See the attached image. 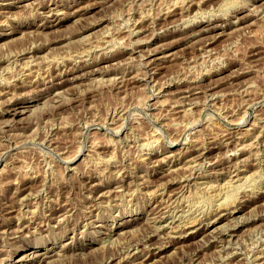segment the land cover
<instances>
[{"label":"rangeland","instance_id":"obj_1","mask_svg":"<svg viewBox=\"0 0 264 264\" xmlns=\"http://www.w3.org/2000/svg\"><path fill=\"white\" fill-rule=\"evenodd\" d=\"M0 96V264H264V0H0Z\"/></svg>","mask_w":264,"mask_h":264},{"label":"bare ground","instance_id":"obj_2","mask_svg":"<svg viewBox=\"0 0 264 264\" xmlns=\"http://www.w3.org/2000/svg\"><path fill=\"white\" fill-rule=\"evenodd\" d=\"M7 2V1H6ZM19 2V1H18ZM198 2V1H197ZM230 1H228V3H229ZM11 4V3H10ZM235 4V3H234ZM12 5V4H11ZM174 6V5H173ZM194 6V5H193ZM240 6V5H239ZM198 7V6H197ZM171 8V7H170ZM218 9V8H217ZM227 9V8H226ZM164 10H166V9H164ZM198 10V9H197ZM196 11V10H195ZM207 11V10H206ZM222 11V10H221ZM232 11V10H231ZM53 12V11H52ZM229 12V11H228ZM257 12V11H256ZM259 12V11H258ZM263 12V11H262ZM190 13V12H189ZM203 15V14H202ZM215 15V14H214ZM213 15V16H214ZM259 15H261V14H259ZM57 16V15H56ZM235 16V15H234ZM224 17H225V15H224ZM210 18V17H209ZM213 18V17H212ZM216 18V17H215ZM206 19V18H205ZM58 20V19H57ZM236 21V20H235ZM58 22L60 23L61 22V19H59L58 20ZM58 22H55L56 24L58 23ZM52 25L54 24L53 22L51 23ZM151 24V23H150ZM236 24V23H235ZM42 25H43V23H42ZM60 25V24H59ZM181 25H183V24H181ZM36 26V25H35ZM234 26V25H233ZM37 27V26H36ZM137 27V26H136ZM41 28V27H40ZM205 28V27H204ZM140 29V28H139ZM37 30H38V28H37ZM40 31H41V29H39ZM38 30V31H39ZM230 30V29H229ZM39 31V32H40ZM138 31V30H137ZM199 33V32H198ZM189 39H190V37H189ZM196 39V38H195ZM198 42V41H197ZM199 46V45H198ZM136 49V48H135ZM31 51V50H30ZM113 51V50H112ZM18 52V51H17ZM16 52V53H17ZM24 52V51H23ZM115 52V51H114ZM147 53V52H146ZM162 53V52H161ZM31 54V53H30ZM71 54H73V53H71ZM70 55V54H69ZM79 55V54H78ZM103 55V54H102ZM115 55V54H114ZM141 55V54H140ZM157 55H159V54H157ZM28 56V55H27ZM72 56V55H71ZM70 56V57H71ZM86 56V55H85ZM154 56V55H153ZM110 57V56H109ZM161 57V56H160ZM81 58V57H80ZM154 60V59H153ZM30 61V60H29ZM161 61V60H160ZM83 63V62H82ZM147 63V62H146ZM61 64V63H60ZM77 64V63H76ZM31 65V64H30ZM64 65V64H63ZM164 65V64H163ZM22 66V65H21ZM24 66V65H23ZM27 66H29V65H27ZM143 66V65H142ZM27 69V68H26ZM31 69V68H30ZM36 70V69H35ZM38 70V69H37ZM30 71V70H29ZM62 72V71H61ZM64 73V72H63ZM21 74V73H20ZM25 74V73H24ZM29 75V74H28ZM27 75V76H28ZM37 75V74H36ZM19 76V75H18ZM140 76V75H139ZM144 77V76H143ZM27 78V77H26ZM36 79V78H35ZM151 80V79H150ZM51 81V80H50ZM121 82V81H120ZM59 83V82H58ZM36 84V83H35ZM61 84V83H60ZM60 84H59V86H60ZM148 84V83H147ZM190 84V83H189ZM23 85V84H22ZM193 85V84H192ZM196 85H197V83H196ZM58 86V85H57ZM34 89V88H33ZM185 89V88H184ZM4 90V89H3ZM8 90V89H7ZM30 91V90H29ZM43 91V90H42ZM58 90H56L55 89V92H57ZM60 91V90H59ZM58 91V92H59ZM186 91H187V89H186ZM213 91V90H212ZM245 91V90H244ZM16 92V91H15ZM54 92V93H55ZM185 92V91H184ZM53 93V94H54ZM186 93V92H185ZM213 93V92H212ZM217 93V92H216ZM18 94V93H17ZM43 94V93H42ZM52 94V95H53ZM56 94V93H55ZM54 94V95H55ZM61 94V93H60ZM63 94V93H62ZM51 95V96H52ZM206 95V94H205ZM59 96V95H58ZM219 96V95H218ZM1 97V96H0ZM67 97V96H66ZM68 97H69V95H68ZM67 97V98H68ZM214 97V96H213ZM246 97V96H245ZM62 98H64V97H62ZM208 98V97H207ZM216 98V97H215ZM11 99V98H10ZM46 99V98H45ZM54 99H55V97H54ZM61 99V98H60ZM65 99V98H64ZM74 99V98H73ZM182 99V98H181ZM187 99V98H186ZM9 100V99H8ZM14 100V99H13ZM56 100V99H55ZM55 100H53V101H55ZM1 101V100H0ZM38 101V100H37ZM46 101V100H45ZM49 101V100H48ZM213 101V100H212ZM4 102H6V100L4 101ZM16 102V101H15ZM35 102V101H34ZM47 102V101H46ZM58 102V101H57ZM193 102V101H192ZM38 103V102H37ZM47 104H51L52 105V103H47ZM64 104V103H63ZM194 104H195V102H194ZM8 106V105H7ZM6 106V108H8L6 111H5V114H8V115H11V116H15V115H17V114H21V113H23L24 111H26V110H30L29 109V105H25V104H23V103H16V104H14V105H10V106H8L7 107ZM249 106V105H248ZM4 107V106H3ZM59 107V106H58ZM2 108V107H1ZM0 108V109H1ZM42 110V109H41ZM31 111V110H30ZM194 111H195V109H194ZM191 112V111H190ZM179 113V112H178ZM182 114H184V113H182ZM187 115V114H186ZM192 115V114H191ZM191 115H189V116H191ZM193 116V115H192ZM2 117V116H1ZM181 117V116H180ZM198 117V116H197ZM184 118V117H183ZM185 120V119H184ZM183 121V120H182ZM188 122V121H187ZM255 122V121H254ZM9 123V122H8ZM3 124V123H2ZM177 124V123H176ZM187 124V123H186ZM256 124V123H255ZM156 126V125H155ZM249 126V125H248ZM256 126V125H255ZM162 127V126H161ZM250 127V126H249ZM254 127V126H253ZM259 127V126H258ZM261 127V126H260ZM1 128V127H0ZM156 129V128H155ZM159 130V129H158ZM263 130V129H262ZM13 131V130H12ZM230 131V130H229ZM4 132V131H3ZM228 132V131H227ZM260 132V131H259ZM161 133V132H160ZM189 134V133H188ZM222 134V133H221ZM225 134V133H224ZM259 134V133H258ZM263 134V133H262ZM214 135V134H213ZM213 135H211V136H213ZM244 135V134H243ZM248 135V134H247ZM158 136V135H157ZM156 136V137H157ZM219 136V135H218ZM222 136V135H221ZM155 137V138H156ZM234 137V136H233ZM232 137V138H233ZM246 137V136H245ZM263 137V136H262ZM191 138V137H190ZM227 138H231V137H227ZM237 138V137H236ZM249 138V137H248ZM52 139V138H51ZM86 139V138H85ZM211 139V138H210ZM240 139H242V138H240ZM244 140H245V138H244ZM224 141V140H223ZM241 141V140H240ZM243 141V140H242ZM49 142V141H48ZM83 142V141H82ZM150 142V141H149ZM175 142V141H174ZM201 142V141H200ZM203 142V141H202ZM201 142V143H202ZM50 143V142H49ZM200 143V144H201ZM249 143V142H248ZM247 143V144H248ZM263 143V142H262ZM82 144V143H81ZM92 144V143H91ZM235 144V143H234ZM246 144V143H245ZM251 144H252V141H251ZM48 145V144H47ZM52 145V144H51ZM242 145H244V143L242 144ZM254 145V144H253ZM256 145H258V144H256ZM9 146V145H8ZM8 146H7V148H8ZM49 146V145H48ZM81 146V145H80ZM197 146V145H196ZM238 146V145H237ZM248 146V145H247ZM45 147H46V145H45ZM14 148V147H13ZM83 148V147H82ZM244 148V147H243ZM205 149V148H204ZM233 149V148H232ZM241 149V148H240ZM246 149V148H245ZM248 149V148H247ZM1 150H2V148H1ZM4 150H6V149H4ZM3 150V151H4ZM10 150V149H9ZM79 150V149H78ZM149 150V149H148ZM2 151V152H3ZM183 151V150H182ZM223 151V150H222ZM231 151H234V150H231ZM256 151H258V150H256ZM1 152V153H2ZM230 152V151H229ZM228 152V153H229ZM249 153V152H248ZM254 153V152H253ZM3 154V153H2ZM221 154V153H220ZM225 154V153H224ZM238 154V153H237ZM201 155V154H200ZM226 155H227V153H226ZM225 155V156H226ZM50 156V155H49ZM48 156V157H49ZM229 156V155H228ZM53 157V156H52ZM51 157V158H52ZM109 157V156H108ZM248 157V156H247ZM246 157V158H247ZM62 158V157H61ZM72 158H73V156H72ZM74 158H75V156H74ZM86 158V157H85ZM165 158V160L164 161H166V160H168V158L169 157H164ZM206 158V157H205ZM218 158V157H217ZM227 158V157H226ZM242 158H243V156H242ZM59 159V158H58ZM64 159V158H63ZM186 159V158H185ZM196 157H189V162H191V163H195L196 162ZM233 159V158H232ZM112 160H113V158H112ZM156 160H157V158H156ZM246 160V159H245ZM81 161V160H80ZM146 161V160H145ZM155 161V160H154ZM163 161V162H164ZM177 161V160H176ZM205 161V160H204ZM207 161V160H206ZM219 161V160H218ZM67 162V161H66ZM188 162V166H187V164H186V166L187 167H189V168H191L189 165H191L190 163ZM217 162V161H216ZM220 162V161H219ZM255 162H257L256 160H255ZM46 163V162H45ZM151 163V162H150ZM208 163V162H207ZM237 163V162H236ZM235 163V164H236ZM239 163V162H238ZM245 163H246V161H245ZM129 164V163H128ZM223 164V163H222ZM253 164V163H252ZM47 165V164H46ZM130 165V164H129ZM175 164L173 163L172 165H170L169 167H168V169H167V172H173V171H175V170H177L178 171V169H177V167L178 166H174ZM178 165V164H177ZM212 165V164H211ZM232 165V164H231ZM230 165V166H231ZM238 165V164H237ZM110 166V165H109ZM175 168H174V167ZM244 166V165H243ZM186 167V168H187ZM194 167V166H193ZM233 167V166H232ZM263 168V167H262ZM1 169V168H0ZM117 169V168H116ZM115 169V170H116ZM179 169H180V165H179ZM183 169H184V167H183ZM224 169V168H223ZM2 170V169H1ZM130 170V169H129ZM128 170V171H129ZM205 170V169H204ZM256 170V169H255ZM263 170V169H262ZM2 171H5L4 170V168H3V170ZM143 171V170H142ZM199 171V170H198ZM260 171V170H259ZM122 172V171H121ZM120 172V173H121ZM131 172V171H130ZM192 172V171H191ZM4 173V172H3ZM152 173V172H151ZM190 173V172H189ZM250 173V172H249ZM170 174H172V173H170ZM186 174V173H185ZM185 174H182V175H185ZM230 174V173H229ZM239 174V173H238ZM245 174V173H244ZM114 175V174H113ZM125 175V174H124ZM161 175V174H160ZM180 175V174H179ZM178 175V176H179ZM190 175V174H189ZM188 175V176H189ZM253 175V174H252ZM251 175V176H252ZM142 176H145L144 174L142 175ZM175 176V175H174ZM192 176V175H191ZM261 176V175H260ZM182 178H183V176H181ZM187 177V176H186ZM248 177V176H247ZM246 177V178H247ZM250 177V176H249ZM32 178V177H31ZM150 178V177H149ZM149 178H148V180H149ZM165 178H166V176H165ZM180 178V177H179ZM188 178V177H187ZM189 178H190V176H189ZM229 178V177H228ZM240 178V177H239ZM258 178V177H257ZM168 179V178H167ZM193 179V178H192ZM234 179V178H233ZM249 179V178H248ZM3 180V179H2ZM88 180V179H87ZM187 180V179H186ZM255 180V179H254ZM261 180V179H260ZM213 181V180H212ZM225 181V180H224ZM233 181V180H232ZM237 181V180H236ZM3 182V181H2ZM83 182V181H82ZM99 182V181H98ZM137 182V181H136ZM148 182V181H147ZM168 182V181H167ZM187 182V181H186ZM228 182V181H227ZM231 182V181H230ZM239 182V181H238ZM245 182V181H244ZM247 182V181H246ZM122 183V182H121ZM160 183V182H159ZM224 183V182H223ZM233 183V182H232ZM240 183H241V180H240ZM250 183H251V181H250ZM161 184H162V182H161ZM212 184H214V183H212ZM216 184V183H215ZM226 184V183H225ZM142 185V184H141ZM145 185V184H144ZM183 185V184H182ZM185 185V184H184ZM206 185V184H205ZM210 185V184H209ZM219 185V184H218ZM227 185V184H226ZM229 185V184H228ZM261 185V184H260ZM140 186V185H139ZM211 186H213V185H211ZM244 186V185H243ZM84 187V186H83ZM128 187V186H127ZM141 187V186H140ZM139 187V188H140ZM153 187V186H152ZM160 187V186H159ZM162 187V186H161ZM200 187V186H199ZM209 187V186H208ZM220 187V186H219ZM227 187V186H226ZM241 187H242V185H241ZM250 187V186H249ZM257 187V186H256ZM179 188V187H178ZM191 188V187H190ZM203 188V187H202ZM230 188L231 189H229V187H228V189H226L227 190V192H226V195H225V197L223 198V208H222V210L223 211H221V210H219L216 214H212L213 216L212 217H210L207 221H203L202 220V222H200V224H197V225H195V227L191 230V231H189V234H188V236H193V237H195V236H197V235H199V234H202V233H204V232H207V231H211L210 229L213 227H215V224L216 223H218V222H220V221H222L224 218H226V216H230L232 213H233V211H234V209H236V208H238V205H234L233 206V203L235 204V202H233V199L235 198H233V193L231 192V191H233V188L234 189H236L235 187H233L232 185L230 186ZM85 189V188H84ZM114 189V188H113ZM116 189V188H115ZM153 189V188H152ZM154 189H155V187H154ZM217 189H219V188H217ZM221 189V188H220ZM212 190V189H211ZM252 190V189H251ZM108 191V190H107ZM131 191H133V190H131ZM135 191V190H134ZM167 191V190H166ZM208 191H210V190H208ZM241 191H242V189H241ZM194 192H197V191H195L194 190ZM199 192V191H198ZM197 192V193H198ZM201 192H203V191H201ZM239 192V191H238ZM106 193V192H105ZM115 193V192H114ZM119 193V192H118ZM237 193V192H236ZM240 193V192H239ZM238 193V194H239ZM252 193V192H251ZM254 193V192H253ZM29 194V193H28ZM123 194V193H122ZM144 194V193H143ZM187 194V193H186ZM192 194V193H191ZM205 194V193H204ZM221 194V193H220ZM219 194V195H220ZM225 194V193H224ZM237 194V195H238ZM97 195V194H96ZM139 195V194H138ZM195 195V194H194ZM210 195V194H209ZM119 196V195H118ZM139 196H141V195H139ZM177 196H178V194H177ZM184 196V195H183ZM191 196H193V195H191ZM123 197V196H122ZM124 197H125V195H124ZM144 197V196H143ZM159 197V196H158ZM169 197V196H168ZM210 197V196H209ZM218 197V196H217ZM238 197V196H237ZM116 198V197H115ZM175 198V197H174ZM181 198H182V196H181ZM184 198V197H183ZM186 198V197H185ZM33 199V198H32ZM94 199H96V198H94ZM161 199V198H160ZM172 199V198H171ZM177 199V198H176ZM237 199V198H236ZM242 199V198H241ZM20 200V199H19ZM162 200V199H161ZM205 200H207V198L205 199ZM108 201V200H107ZM186 201V200H185ZM17 202H18V200H17ZM117 202V201H116ZM120 202V201H119ZM167 202V201H166ZM170 202V201H169ZM174 202H176V201H174ZM173 202V203H174ZM209 202V201H208ZM215 202V201H214ZM221 202V201H220ZM219 202V203H220ZM90 203V202H89ZM98 203V202H97ZM184 203V202H183ZM193 203V202H192ZM203 203H204V201H203ZM180 204V203H179ZM185 204V203H184ZM183 204V205H184ZM209 204V203H208ZM221 204V203H220ZM245 204V203H244ZM87 205V204H86ZM96 205V204H95ZM194 205V204H193ZM196 205V204H195ZM214 205V204H213ZM240 205V204H239ZM93 206V205H92ZM91 206V207H92ZM178 206V205H177ZM219 206V205H218ZM230 206H232V207H230ZM61 207V206H60ZM146 207V206H145ZM222 207V206H221ZM220 207V208H221ZM228 207V208H227ZM242 207V206H241ZM183 208H184V206H183ZM193 208V207H192ZM215 208V207H214ZM219 208V207H218ZM29 209V208H28ZM53 209V208H52ZM127 209V208H126ZM22 210V209H21ZM20 210V211H21ZM33 210V209H32ZM174 210V209H173ZM193 210V209H192ZM224 210H226V211H224ZM34 211V210H33ZM175 211V210H174ZM180 211V210H179ZM25 212V211H24ZM182 212V211H181ZM187 212V211H186ZM207 212H208V210H207ZM172 213V212H171ZM188 213V212H187ZM212 213H213V211H212ZM25 214V213H24ZM55 214V213H54ZM153 214V213H152ZM155 214V213H154ZM194 214V213H193ZM203 214V213H202ZM29 215V214H28ZM31 215V214H30ZM33 215V214H32ZM31 215V216H32ZM95 215V214H94ZM241 215V214H240ZM1 216V215H0ZM5 216V215H4ZM187 216V215H186ZM20 217V216H19ZM63 217V216H62ZM60 218V217H59ZM58 218V219H59ZM188 218V217H187ZM229 218V217H228ZM245 218V217H244ZM149 219V218H148ZM45 220V219H44ZM174 220V219H173ZM60 221V220H59ZM149 221V220H148ZM185 221V220H184ZM195 221V220H194ZM242 221V220H241ZM57 222V221H56ZM107 222V221H106ZM193 222V221H192ZM41 223V222H40ZM172 223V222H171ZM187 223V222H186ZM196 223V222H195ZM148 224V223H147ZM162 224V223H161ZM160 224V225H161ZM175 224V223H174ZM220 224V223H219ZM224 224H226L225 222H224ZM235 224V223H234ZM46 225V224H45ZM152 225H154V224H152ZM159 225V224H158ZM182 225V224H181ZM163 226V225H162ZM174 226V225H173ZM221 225H219V227H220ZM227 226V225H226ZM229 226V225H228ZM22 227V226H21ZM20 227V228H21ZM33 227V226H32ZM98 227V226H97ZM148 227H150V226H148ZM175 227V226H174ZM14 228V227H13ZM53 228V227H52ZM152 228V227H151ZM160 228V227H159ZM170 228V227H169ZM225 228V227H224ZM18 229V228H17ZM22 229V228H21ZM62 229V228H61ZM136 229V228H135ZM16 230V229H15ZM99 230V229H98ZM156 230H158V229H156ZM162 230V229H161ZM226 230V229H225ZM229 230V229H228ZM17 231V230H16ZM45 231V230H44ZM187 231V230H186ZM148 232V231H147ZM221 232V231H220ZM155 233V232H154ZM166 233H167V231H166ZM209 233V232H208ZM230 233V232H229ZM110 234V233H109ZM230 234H232V233H230ZM260 234V233H259ZM117 235H119L118 233H117ZM148 235V234H147ZM7 236V235H6ZM164 236V235H163ZM150 238V237H149ZM204 238V237H203ZM224 238V237H223ZM228 238V237H227ZM12 239V238H11ZM100 239V238H99ZM148 239V238H147ZM153 239V238H152ZM163 239V238H162ZM181 239H184V237H182ZM114 240V239H113ZM141 240V239H140ZM236 240V239H235ZM104 241V240H103ZM102 241V242H103ZM139 241V240H138ZM146 241V240H145ZM170 241V240H169ZM71 242V241H70ZM116 242V241H115ZM118 242V241H117ZM149 242V241H148ZM159 242V241H158ZM232 242V241H231ZM119 243V242H118ZM132 243V242H131ZM135 243V242H134ZM154 243V242H153ZM181 243V242H180ZM236 243V242H235ZM146 244H147V242H146ZM223 244V243H222ZM227 244V243H226ZM118 245H120V244H118ZM117 245V246H118ZM152 245H154V244H152ZM101 245H99V247H100ZM116 246V245H115ZM163 246V245H162ZM226 246V245H225ZM137 247V246H136ZM142 247H143V245H142ZM149 247V246H148ZM151 247V246H150ZM117 248V247H116ZM232 248V247H231ZM123 249V248H122ZM45 250V249H44ZM68 250V249H67ZM104 250V249H103ZM111 250V249H110ZM113 250V249H112ZM124 250V249H123ZM122 250V251H123ZM129 250V249H128ZM127 250V251H128ZM149 250V249H148ZM202 250V249H201ZM254 250V249H253ZM260 250V249H259ZM72 251V250H71ZM134 251V250H133ZM216 251V250H215ZM232 251V250H231ZM252 251V250H251ZM37 252V251H36ZM62 252V251H61ZM64 252V251H63ZM73 252V251H72ZM132 252V251H131ZM227 252H229V251H227ZM35 253V252H34ZM65 253V252H64ZM148 253V252H147ZM234 253V252H233ZM37 254V253H36ZM61 254V253H60ZM68 254V253H67ZM127 254V253H126ZM252 254V253H251ZM260 254V253H259ZM32 255H33V253H32ZM39 256H38V259L36 260V264H45L46 262H47V260H48V258H52L55 254H54V252H52V253H50V252H48V251H46V252H42V253H40V254H38ZM135 255V254H134ZM222 255V254H221ZM64 256H65V254H64ZM223 256V255H222ZM254 256V255H253ZM256 256V255H255ZM261 256V255H260ZM129 257V256H128ZM156 257V256H155ZM31 257H28V255L26 254V255H23V256H21V257H19L18 259H17V261L20 263V264H32V263H27V262H29ZM34 258V257H33ZM57 258H58V256H57ZM119 259V258H118ZM248 259V258H247ZM33 260V259H32ZM117 260V259H116ZM222 260H224V259H222ZM249 260V259H248ZM251 260V259H250ZM137 261V260H136ZM231 261V260H230ZM262 261V260H261ZM261 261H260V263H261ZM32 262H34V261H32ZM120 261H116V262H114V261H109L108 260V262H107V264H118ZM185 263V262H184ZM225 263V262H224ZM227 263H228V261H227ZM234 263V262H233ZM174 264V263H173ZM223 264V263H222ZM226 264V263H225ZM252 264V263H251Z\"/></svg>","mask_w":264,"mask_h":264}]
</instances>
